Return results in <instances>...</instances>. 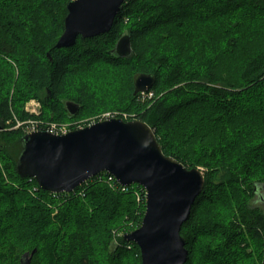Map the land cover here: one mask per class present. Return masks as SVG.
I'll return each instance as SVG.
<instances>
[{
	"label": "trees",
	"instance_id": "16d2710c",
	"mask_svg": "<svg viewBox=\"0 0 264 264\" xmlns=\"http://www.w3.org/2000/svg\"><path fill=\"white\" fill-rule=\"evenodd\" d=\"M69 1L0 0V264H25V253L34 249L29 264H142L138 245L124 235L142 224L143 187L123 190L103 172L71 193L44 191L17 173L25 133L7 123L12 111L24 118L21 104L33 98L41 100V117L48 121L108 109L109 77L86 73H96L98 63L116 67L147 56L149 64L134 71L117 106L128 103L125 109L141 111L139 119L154 131L165 155L189 169L202 168L204 191L181 230L186 264H264V210L256 203L264 188V0H126L111 31L57 48ZM186 15L209 17L180 32L174 20ZM126 18L138 21L128 34L132 54L121 58L112 51ZM51 21L61 28L54 38ZM168 26L161 47L149 48L148 37ZM170 29L183 44L173 42ZM94 42L87 54H77ZM76 54L87 63L73 65ZM143 73L156 77L150 103L134 95L135 76ZM73 74L76 84L82 79L99 86L61 91ZM67 101L81 106L77 116L69 115ZM119 230L126 232L112 251Z\"/></svg>",
	"mask_w": 264,
	"mask_h": 264
},
{
	"label": "water",
	"instance_id": "95a60500",
	"mask_svg": "<svg viewBox=\"0 0 264 264\" xmlns=\"http://www.w3.org/2000/svg\"><path fill=\"white\" fill-rule=\"evenodd\" d=\"M125 1H69L64 32L56 47L68 49L79 37L95 38L111 31ZM112 52L121 58L129 57L131 37L123 35ZM155 83L154 75L140 74L135 80L134 95L149 91ZM66 109L74 117L81 106L67 101ZM16 171L22 178L35 179L42 190L55 194L71 193L103 172L114 176L122 186H142L146 191L142 224L126 233L124 239L138 245L142 264H186L189 251L181 230L204 191L205 176L201 169H189L165 155L154 131L144 121L113 117L65 134L43 130L27 133ZM36 251L25 253V264L30 263Z\"/></svg>",
	"mask_w": 264,
	"mask_h": 264
},
{
	"label": "rangeland",
	"instance_id": "374dc122",
	"mask_svg": "<svg viewBox=\"0 0 264 264\" xmlns=\"http://www.w3.org/2000/svg\"><path fill=\"white\" fill-rule=\"evenodd\" d=\"M136 12H140L139 9L136 8ZM208 17H205L202 19L208 20L207 19ZM195 18H196L195 16L186 15V16H183L182 18H178V19L174 20L173 24L175 26H180V32H183V31H186V29L189 28L193 23H195V24H193V26H195V25H198L197 21L202 20L199 18H196V19ZM209 19H211V18H209ZM137 21L138 20H130L129 18H126L124 20L123 24L121 25L122 35H128L130 28L133 27ZM180 22L181 23L185 22V24H180ZM57 23L58 22H56V21L50 22V25L53 24L51 26V27H53L52 32H51L53 34V38L61 35V28H60L59 23L58 24ZM167 29H169V26L166 28L162 27V30L154 32V34H152L148 37V39L146 40V43H148L149 48H155L156 49L155 46H157V44H158V46L161 47V38H163V37H161L162 32L166 31ZM176 31L179 33L178 28H176ZM169 32H171V34H174V35H175V33H177V32H172L171 29L169 30ZM173 38L175 40L174 41L172 40V41L176 45H177V43H180V44L184 43L183 38H180L176 35L173 36ZM100 43L101 42H99V44ZM96 44H98V43L94 42V43H89V44H83V46H81V48L77 51V54H80V56H82L81 55L82 53L87 54L86 51H90V47L95 46ZM162 44L169 45L167 42H165V40L162 42ZM87 48H88V50H87ZM194 48H195V46H194ZM199 49L202 52L206 51L204 47H200ZM146 55L147 54H145V56ZM220 57L222 58V56H220ZM76 58H79V59H77L78 62H76V64H73V65H82V64L87 63L86 58L82 59V58L78 57V55L76 56ZM221 58H219L220 65L222 62ZM147 64H149L148 56L146 58L140 60V61H137L136 59L129 60L127 63H124L122 65H118L116 67H113V66L111 67V66H108L106 64L102 65V63H98L94 66V68H97L96 73H94L92 70H89L86 73L88 75V77L92 76V77H94V79L96 78L98 80L102 79V77L103 78L109 77V81H111L112 86L106 85L107 90H105V93H106L105 97H106V101L108 102L107 104L108 105L111 104L108 107V109H103L102 111H98L97 113L90 114V115L85 114V115L81 116L80 118H77V119L72 120V121L67 120V119L61 120L58 122L57 121L56 122L55 121H48L43 116L41 117V115L43 113V104H42L41 100L37 99V98H33V99H29L28 101H25L23 104H21V106L23 105L22 108H23L24 113H25L24 118H20L19 115H17V113L15 111H12L13 117L7 123V126L10 130H17L18 129V130H21L23 133L27 134V132L32 128V126L36 125V123H38L40 126L41 125L45 126L46 123H56L57 125H60V126H67L68 128H71V129H77V128L85 127V126H87L91 123L97 122L99 120H104V119L108 118L109 115L110 116H116V117H122L125 121L139 119L138 113L141 111H139L138 109H134V108L133 109H125V107H127L128 103L123 108H118L117 105H118L119 101L124 100L126 98L127 86L129 85L130 78H132L134 76L133 75L134 71L139 69V67L147 65ZM15 75L17 76L16 73H15ZM136 78H137V76H135V79ZM78 79H79V77H75V75L73 74L71 76L70 80H68V84H69L68 88H65V85H67V84H65V85L62 84V87L60 86V90L66 92V93H72L74 90V87L77 86V88H80V90L88 89V91L90 92V90L94 89V87L98 85V83H95L92 81L90 84H88L89 85L88 86V85H86L88 83L87 80H85L86 81V84H85V82L82 83V79H80V82L78 84H76ZM118 82H120L119 85H117V86H115V88H113V85L118 83ZM2 83H7V82L2 81ZM122 89H123V91L121 93L120 91ZM110 100H112V101L116 100V101H115V103H113V102H109ZM151 100H152L151 98H148L144 95H142V96L140 95V102H142V103H146V102L150 103V102H152ZM32 101L35 102L39 107H37V106L35 107V105ZM123 103H126V101ZM33 109H36V111H34ZM199 169L202 170V168H199ZM256 201H257L256 202L257 205H259L264 210V188L260 189V192L257 196ZM145 205H146V203H145ZM139 210H141V209H139ZM137 213H139L137 216L140 217L141 212H137ZM125 232L126 231H124V230H119V233L117 232L118 235H116L115 238H113V240L110 244V249L112 251H115V249L119 245L118 237L122 236L123 233H125ZM25 261H27V259H25ZM128 264H134V263L129 262Z\"/></svg>",
	"mask_w": 264,
	"mask_h": 264
},
{
	"label": "built area",
	"instance_id": "2783aa9c",
	"mask_svg": "<svg viewBox=\"0 0 264 264\" xmlns=\"http://www.w3.org/2000/svg\"><path fill=\"white\" fill-rule=\"evenodd\" d=\"M141 96L144 95L148 98H152L153 97V92L152 91H147V92H141L139 93ZM33 102V101H32ZM35 107H39L35 102H33ZM34 111H36V109H33ZM113 117H116V116H110L106 119H110V118H113ZM122 118V117H120ZM123 119V118H122ZM40 130H43V131H47V132H50V133H53V134H65L73 129L71 128H68L67 126H60V125H57L56 123H46L45 126H40L38 123H36V125L32 126V128L27 132V133H30V132H34V131H40ZM110 176L108 177V179L106 181H108L110 184H113L114 183V180H116V178L114 176H112L111 174H109ZM100 180H102V178H100ZM117 181V180H116ZM118 182V181H117ZM123 190H126V186H122ZM144 189V188H143ZM145 191V189H144ZM145 194H146V191H145ZM146 200V198H145Z\"/></svg>",
	"mask_w": 264,
	"mask_h": 264
}]
</instances>
